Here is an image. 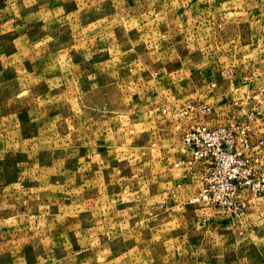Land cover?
Listing matches in <instances>:
<instances>
[{
  "label": "rangeland",
  "instance_id": "obj_1",
  "mask_svg": "<svg viewBox=\"0 0 264 264\" xmlns=\"http://www.w3.org/2000/svg\"><path fill=\"white\" fill-rule=\"evenodd\" d=\"M200 122L264 131V0H0V264H264V197L193 200Z\"/></svg>",
  "mask_w": 264,
  "mask_h": 264
},
{
  "label": "built area",
  "instance_id": "obj_2",
  "mask_svg": "<svg viewBox=\"0 0 264 264\" xmlns=\"http://www.w3.org/2000/svg\"><path fill=\"white\" fill-rule=\"evenodd\" d=\"M199 108L204 113L209 109L203 104ZM181 140L186 164L200 169L194 201L238 211L249 198L264 197V131L200 122L184 129Z\"/></svg>",
  "mask_w": 264,
  "mask_h": 264
},
{
  "label": "crops",
  "instance_id": "obj_3",
  "mask_svg": "<svg viewBox=\"0 0 264 264\" xmlns=\"http://www.w3.org/2000/svg\"><path fill=\"white\" fill-rule=\"evenodd\" d=\"M195 170H196L197 175H199L200 169L199 168H195Z\"/></svg>",
  "mask_w": 264,
  "mask_h": 264
}]
</instances>
